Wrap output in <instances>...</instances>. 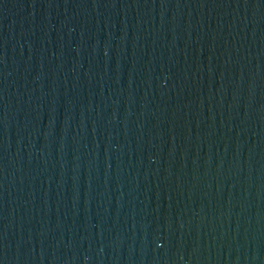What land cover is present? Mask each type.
I'll return each instance as SVG.
<instances>
[{"label": "water", "instance_id": "1", "mask_svg": "<svg viewBox=\"0 0 264 264\" xmlns=\"http://www.w3.org/2000/svg\"><path fill=\"white\" fill-rule=\"evenodd\" d=\"M0 264H264V0H0Z\"/></svg>", "mask_w": 264, "mask_h": 264}]
</instances>
